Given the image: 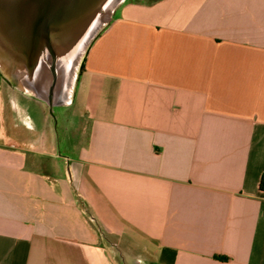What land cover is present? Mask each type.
<instances>
[{"label":"crops","instance_id":"1","mask_svg":"<svg viewBox=\"0 0 264 264\" xmlns=\"http://www.w3.org/2000/svg\"><path fill=\"white\" fill-rule=\"evenodd\" d=\"M4 78L0 264H264V0H124L73 91Z\"/></svg>","mask_w":264,"mask_h":264},{"label":"water","instance_id":"2","mask_svg":"<svg viewBox=\"0 0 264 264\" xmlns=\"http://www.w3.org/2000/svg\"><path fill=\"white\" fill-rule=\"evenodd\" d=\"M124 0H0V73L23 91H73L77 63Z\"/></svg>","mask_w":264,"mask_h":264},{"label":"rangeland","instance_id":"3","mask_svg":"<svg viewBox=\"0 0 264 264\" xmlns=\"http://www.w3.org/2000/svg\"><path fill=\"white\" fill-rule=\"evenodd\" d=\"M111 20V18L107 21V23L109 22ZM106 23V24H107ZM80 60H82V58L80 59ZM80 61L77 63V73H76V78H77V76H78V73H79V71H80ZM76 78H75V80H76ZM4 80H5V86L7 87V89H11L12 88V84L10 83V81H8V79H6V78H4ZM57 111H58V109L56 108V110L55 111H53V124L56 126V124H57V117H56V114H57Z\"/></svg>","mask_w":264,"mask_h":264},{"label":"trees","instance_id":"4","mask_svg":"<svg viewBox=\"0 0 264 264\" xmlns=\"http://www.w3.org/2000/svg\"><path fill=\"white\" fill-rule=\"evenodd\" d=\"M83 60L84 58L82 59L80 70L83 69ZM259 190L264 192V173L261 175L260 180H259Z\"/></svg>","mask_w":264,"mask_h":264},{"label":"flooded vegetation","instance_id":"5","mask_svg":"<svg viewBox=\"0 0 264 264\" xmlns=\"http://www.w3.org/2000/svg\"><path fill=\"white\" fill-rule=\"evenodd\" d=\"M80 63H82V60H80ZM80 63H79V64H80ZM80 66H81V64H80Z\"/></svg>","mask_w":264,"mask_h":264}]
</instances>
